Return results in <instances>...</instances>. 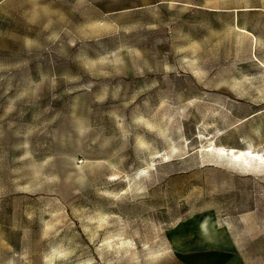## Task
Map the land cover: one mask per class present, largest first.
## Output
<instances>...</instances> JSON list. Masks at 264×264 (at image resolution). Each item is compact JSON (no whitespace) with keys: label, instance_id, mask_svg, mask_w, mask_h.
Returning a JSON list of instances; mask_svg holds the SVG:
<instances>
[{"label":"rangeland","instance_id":"374dc122","mask_svg":"<svg viewBox=\"0 0 264 264\" xmlns=\"http://www.w3.org/2000/svg\"><path fill=\"white\" fill-rule=\"evenodd\" d=\"M263 182L264 0H0V264H171Z\"/></svg>","mask_w":264,"mask_h":264},{"label":"crops","instance_id":"0c3cea01","mask_svg":"<svg viewBox=\"0 0 264 264\" xmlns=\"http://www.w3.org/2000/svg\"><path fill=\"white\" fill-rule=\"evenodd\" d=\"M255 208L225 219L193 218L165 233L171 264H264V182Z\"/></svg>","mask_w":264,"mask_h":264},{"label":"bare ground","instance_id":"6f19581e","mask_svg":"<svg viewBox=\"0 0 264 264\" xmlns=\"http://www.w3.org/2000/svg\"><path fill=\"white\" fill-rule=\"evenodd\" d=\"M220 150H221V149H220ZM221 152H222V151H221ZM230 152H231V153H234L235 151L231 149ZM228 153H229V152H228ZM238 153H239V152H238ZM241 153H242V152H241ZM243 153H244V152H243ZM245 153H246V155L251 156V153H249V152H247V151H245ZM225 154H226V153H225ZM238 155L240 156V154H237V156H238ZM234 156H235V154H234ZM242 156H243V155H242ZM234 158H235V157H234ZM238 158H239V157H238Z\"/></svg>","mask_w":264,"mask_h":264}]
</instances>
